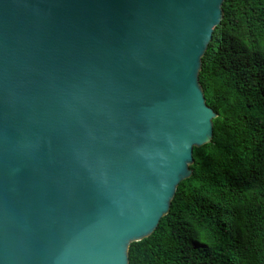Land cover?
<instances>
[{
	"label": "water",
	"instance_id": "95a60500",
	"mask_svg": "<svg viewBox=\"0 0 264 264\" xmlns=\"http://www.w3.org/2000/svg\"><path fill=\"white\" fill-rule=\"evenodd\" d=\"M222 0H0V264H127L211 137Z\"/></svg>",
	"mask_w": 264,
	"mask_h": 264
},
{
	"label": "trees",
	"instance_id": "16d2710c",
	"mask_svg": "<svg viewBox=\"0 0 264 264\" xmlns=\"http://www.w3.org/2000/svg\"><path fill=\"white\" fill-rule=\"evenodd\" d=\"M198 84L215 116L127 264H264V0H222Z\"/></svg>",
	"mask_w": 264,
	"mask_h": 264
}]
</instances>
